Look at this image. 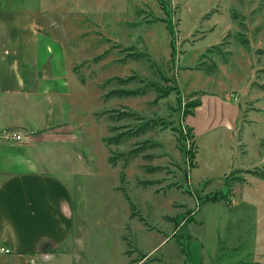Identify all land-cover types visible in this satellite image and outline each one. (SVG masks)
<instances>
[{
	"label": "rangeland",
	"instance_id": "1",
	"mask_svg": "<svg viewBox=\"0 0 264 264\" xmlns=\"http://www.w3.org/2000/svg\"><path fill=\"white\" fill-rule=\"evenodd\" d=\"M0 8L16 29L29 21L42 32L36 44L53 56L42 67L66 91L45 112L60 111L69 133L52 161L73 189L75 227L49 264H264V0ZM122 112L143 119H112ZM146 123V133L107 142Z\"/></svg>",
	"mask_w": 264,
	"mask_h": 264
},
{
	"label": "crops",
	"instance_id": "2",
	"mask_svg": "<svg viewBox=\"0 0 264 264\" xmlns=\"http://www.w3.org/2000/svg\"><path fill=\"white\" fill-rule=\"evenodd\" d=\"M30 24L18 30L13 20L4 22L0 10V264L37 258L52 263L66 254L75 227L73 189L52 161L66 152L69 133L60 111L45 112L59 105L66 91L43 69L51 67V46L36 44L42 32ZM39 48L49 58L42 64ZM229 101L221 103L231 107ZM31 117H40L41 126L32 127ZM9 130L22 132L24 139L6 140Z\"/></svg>",
	"mask_w": 264,
	"mask_h": 264
},
{
	"label": "trees",
	"instance_id": "3",
	"mask_svg": "<svg viewBox=\"0 0 264 264\" xmlns=\"http://www.w3.org/2000/svg\"><path fill=\"white\" fill-rule=\"evenodd\" d=\"M243 44L244 45H248L249 42L247 40H243ZM132 55H135V56H139V55H136V54H132ZM130 57H133V56H130ZM111 81V80H110ZM123 82H126L128 80H121ZM138 91L136 92H133L131 90H114L113 92H111L109 95H118V96H131V95H137ZM200 104V103H199ZM199 104L197 106H199ZM193 113V112H192ZM123 117L125 118H134V117H137V120L139 121H142L143 118H138V116H136V114H133V113H127V112H122L120 116H112V119L113 120H119V119H122ZM114 129H119V128H114ZM150 129L149 127V123H146L144 124L143 126H139V128H136V130L134 131H125V132H122V133H119L117 135H115L114 137H111L109 139H107V142L109 143V145H119L121 144L125 139L127 138H131V137H135L139 134H143V133H146L148 130ZM141 150L137 149V150H132L130 151V153L128 154L129 157L133 158V157H137L141 152ZM121 155H124V154H121ZM129 157L127 156L126 159L129 160ZM119 159L117 156H114V157H111L110 158V163L113 165V166H116L117 163H118ZM150 170V172H154L155 170H157L158 168H148ZM122 181L124 182V177L122 178ZM124 193L126 194L127 198L131 201V198L129 197L126 189H124ZM208 201H211V200H208ZM214 201H219V199H214ZM143 257H145V255H143ZM143 258H141L142 260Z\"/></svg>",
	"mask_w": 264,
	"mask_h": 264
},
{
	"label": "built area",
	"instance_id": "4",
	"mask_svg": "<svg viewBox=\"0 0 264 264\" xmlns=\"http://www.w3.org/2000/svg\"><path fill=\"white\" fill-rule=\"evenodd\" d=\"M3 136L6 140H9V141H22L24 139L23 133L18 130H9L5 132ZM3 251L9 252L6 249H3ZM30 263L34 264L35 261L31 260Z\"/></svg>",
	"mask_w": 264,
	"mask_h": 264
}]
</instances>
